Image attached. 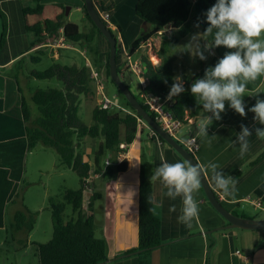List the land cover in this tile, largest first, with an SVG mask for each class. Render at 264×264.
<instances>
[{"label":"crops","instance_id":"0c3cea01","mask_svg":"<svg viewBox=\"0 0 264 264\" xmlns=\"http://www.w3.org/2000/svg\"><path fill=\"white\" fill-rule=\"evenodd\" d=\"M92 1L100 17L106 22L99 11L101 0ZM102 1L106 4L110 2V0ZM112 1L114 7L109 14V21L105 24L117 32L115 35L118 39L117 45L125 57L121 76L123 80L127 78L128 83H132L135 77L139 80V89L136 93L138 94L141 89V79L133 75L130 66L133 62H140V56L134 59L135 53L130 55L131 43L143 31V22L135 14L137 0ZM39 3H60L65 11L68 6L65 14L67 21L74 22L69 19V15L72 11H77L82 20L79 27L82 30L90 27L82 11L83 0H40ZM34 5L35 3L29 0H0V12L5 19L4 27L0 20V241H3L0 243V264H37L34 254L35 243L49 240L52 234V219L50 230L47 228V233L41 234L37 231V218L49 198L51 199L53 193L51 188H54L50 184L51 176L56 172L58 176L62 174L61 167L58 166L59 157L51 155L48 159L49 163H45L37 160L40 158L32 153L34 148H38V144L33 148L29 147L27 125L29 126L37 116V108L35 110L36 105L32 102L31 96L34 90L39 88V84L38 79L30 75L37 69L23 64L24 59L30 56L31 62L37 63L41 59L39 55L45 54L47 48L54 59L65 56L60 50L64 48L53 49L47 44L32 45L35 37L27 26L28 15L23 13V7ZM120 12L123 14L122 17L118 16ZM170 28H164L157 33L162 34L161 38H165L164 32L167 34ZM190 30L191 21H189L188 35ZM128 32H131L130 35ZM98 42L102 40L99 38ZM102 43L105 44L104 41ZM153 52L150 51L152 60L157 62L158 59L156 65L164 68L165 57H158L154 52L157 57L154 59ZM34 53L37 56L33 55ZM214 56L219 59L223 57L217 52H214ZM166 57L172 59L176 74L182 73L195 79L203 77L207 63L212 59L204 60L198 68H195L190 67L189 62L182 63L183 61L180 60L183 58L174 54L168 53ZM90 58L86 63L89 64L90 72L96 73L97 79L92 78L96 96L97 83L103 85L105 58L97 61L100 64L99 69L93 66L95 65L93 54H90ZM97 69L100 74L97 73ZM190 85L184 84L186 88ZM103 94L105 95L104 92ZM257 96L264 98V76L248 84L244 97L245 116L242 117L230 109L226 102L225 111L221 113L222 119L213 121L208 128V137H201L197 131L198 121L206 115L203 109L195 118H188L181 123L176 131L179 137L186 135L197 137L199 148L195 152V157L213 190L216 188L207 170V163H218L225 173L234 178L235 194L231 197L223 194L220 199L216 197L232 213L252 218L264 217V208L251 202L258 200L264 205V139L253 133L248 138L249 147L243 156L240 155L239 144L235 140L241 125L253 131L256 127H264L255 122L254 113L248 111L255 104ZM114 97L118 106L127 110L124 99L121 102L116 95ZM95 99L97 103L99 98L95 97ZM85 142V153L92 157L97 145L93 146L87 139ZM107 157L110 173L91 172L89 184L83 191L82 212L93 215L95 234L106 242L107 259L99 264H137L138 252L124 251L137 244L141 172L144 173L152 189L153 214L161 221V243L149 251L147 255L149 264H264V229L225 226L228 221L211 206L201 186L195 194L200 207L198 220L191 228L178 220L183 206L182 200L167 198L164 195L166 189L160 181L152 180L151 176L162 160L169 163L177 160L186 161L170 145L151 134L143 120L124 152H111ZM120 162H125L126 167L118 171L117 166ZM58 187L61 188L60 185ZM93 195L96 199L89 211L84 199L87 197L89 201ZM173 208L175 211H172ZM28 210L36 212L33 228L29 231L25 228H17L14 225L15 214L25 213ZM217 227L222 228L216 230Z\"/></svg>","mask_w":264,"mask_h":264},{"label":"trees","instance_id":"16d2710c","mask_svg":"<svg viewBox=\"0 0 264 264\" xmlns=\"http://www.w3.org/2000/svg\"><path fill=\"white\" fill-rule=\"evenodd\" d=\"M39 1L29 0L35 5L23 7V13L28 15L27 26L35 37L32 45L51 43L57 37L59 27L62 26V34L68 43L85 44L88 52L93 54L95 63L93 66L99 69L100 64L97 61L105 58L104 80H109L116 87L109 74V42L91 20L85 6H82V11L90 27L82 30L76 23L66 20L65 8L62 4L39 3ZM99 3V11L108 14L112 12L114 7L112 0L108 4L102 0ZM214 3L215 0H137L135 14L146 23L148 28L143 30L141 36L131 43L130 55L138 49L143 50L140 55V77L145 80L146 84L141 87L136 97L152 117H154L153 112L144 103L145 94L151 93L163 98L169 93L173 77L180 75L186 85H190L195 79V77L184 76L182 73L176 74L173 70L172 59L164 55L167 49L174 48L178 44L180 38L188 35L189 17H191L193 26L199 21V30L202 34L204 33L208 27L204 13ZM0 20L4 27L5 19L1 12ZM167 27L171 28L165 38H162V45H160L156 38L157 32ZM99 38L105 42L104 45L98 42ZM204 38L211 40L210 36ZM148 42L150 45H147ZM116 46V66L118 72L122 73L125 57L117 42ZM150 47L158 57H165L164 68H159L152 63L147 52ZM218 61V57H212L207 63V68L214 66ZM98 69L97 73L100 74ZM30 75L37 79L55 78L61 82L62 87L37 88L32 93L31 100L36 105L37 116L29 126L27 125L29 147L33 148L37 144H42L44 147L53 148L59 157L60 164L70 168L79 179L77 188L64 190L63 202L58 204L52 201V198L50 199L52 234L49 240L35 243L36 263L99 264L107 259L106 242L95 234L93 215L82 212L83 191L89 184L91 172L110 173L109 161L102 165L101 162L103 163L111 152L124 151L126 148L122 149L121 144L125 143L127 147L130 145L142 121L124 96V106L127 110L116 106L101 108L95 103L93 79L86 63L68 65L56 62L44 70H34ZM190 86L185 87V92L179 97H174L168 107L172 115L182 123L188 118H195L202 110L191 95ZM82 98L88 99L92 104L91 123L84 122L78 115ZM25 118L27 119L26 113ZM86 137L101 139L92 157L85 153ZM158 137L165 142L160 136ZM125 167V162H120L117 170H124ZM94 196L87 203L89 211L96 199ZM67 206L71 208L69 217L65 215ZM152 206V189L144 173L141 172L137 244L124 251L126 253L138 252L137 264H149L147 260L149 251L161 243V221L153 214ZM35 215L36 212L29 210L25 213L17 212L14 225L29 231L34 226Z\"/></svg>","mask_w":264,"mask_h":264},{"label":"clouds","instance_id":"9594fccd","mask_svg":"<svg viewBox=\"0 0 264 264\" xmlns=\"http://www.w3.org/2000/svg\"><path fill=\"white\" fill-rule=\"evenodd\" d=\"M204 16L208 27L202 35L210 36V42L201 45V34L197 33L191 38L194 43L185 45V49L201 61L207 59L205 52L211 54L212 48L223 46L231 50L226 51L214 66L206 68L203 77L195 79L190 86L191 95L206 114L198 121L197 131L201 137H208V128L213 121L222 119L221 113L225 111L226 102L230 109L242 117L246 115L244 97L248 84L264 76V0H215ZM199 26L198 21L194 27L198 29ZM183 92V79L177 75L173 77L167 99L173 100ZM248 111L254 113L255 122L264 125V98L257 96L255 104ZM253 133L264 139V127H256L253 131L241 125L240 132L236 134L235 142L239 144L241 156L248 150V138ZM206 167L215 188L226 197L233 196L236 192L234 178L225 173L218 163H207ZM202 175L198 165L180 160L174 163L162 160L151 176L152 180L160 181L166 189L164 195L167 198L182 200L178 220L189 228L200 214L195 194L200 189Z\"/></svg>","mask_w":264,"mask_h":264},{"label":"rangeland","instance_id":"374dc122","mask_svg":"<svg viewBox=\"0 0 264 264\" xmlns=\"http://www.w3.org/2000/svg\"><path fill=\"white\" fill-rule=\"evenodd\" d=\"M100 14H103V12L101 11ZM122 13L120 12V14L118 15L119 17H122ZM69 19L74 21L75 23H77L80 27L82 24V20L80 19V13L77 11H72L71 14L69 15ZM189 21H191V17H189ZM114 35H117V32L115 30H112ZM143 32V31H142ZM131 32H128V35H130ZM200 33L201 36L199 38V42L201 45H204L206 43H209L210 41L206 40L201 31L199 30V28L197 29L196 27L193 26L192 21H191V30H190V34L185 38L182 37L180 38V42L174 47V48H169L167 49L168 51L165 53V57L168 53L170 54H174L176 56H178L179 58H183L182 63H186L189 62V66L190 67H195L198 68L200 66V64L204 61H201L199 59L198 56L193 55V53L187 49H185V45L189 44V43H194L191 38L193 35ZM158 35H156V38L158 40V43L160 45H162V38L161 35L157 33ZM164 35H166V32H164ZM141 36V35H140ZM264 38V37H262ZM67 45H70L69 47H66L64 49H60L62 50V52L65 54L64 58H60V59H54L52 57V54L49 52L48 48H47V52L45 54H41L39 55L41 57L40 61H38L37 63H33L30 60V56L26 57L24 59L23 64L25 65H29L31 68H35L37 70H44L45 68H47L48 66H50L53 63L56 62H60L63 64H77V65H82L84 63H86V61L90 58V54L87 52L88 50L85 44H79V43H66ZM150 43L148 42L147 45H149ZM49 47V46H48ZM151 48V47H150ZM185 49V50H184ZM184 50V51H183ZM142 49H138L137 51H135V54L133 55L134 59L139 58V56L142 53ZM153 52L152 49H148V52ZM226 51H231L228 50L226 48H224L223 46H219V47H215L211 49V54H209L208 52H205V55L207 57L206 60H210L213 56H214V52H217L218 55L220 56H224V54L226 53ZM154 54V52H153ZM33 55L37 56L36 53H34ZM151 55V54H150ZM155 58L156 55L154 54ZM162 56V57H164ZM188 58V60H187ZM91 59V58H90ZM186 59V60H185ZM158 63V59H156ZM125 78V82L127 83V85L129 86V88L131 89V91H133V93H137V89H139V80L135 77V79L133 80V82H129L128 83V79ZM38 84H39V88H61L62 84L59 80L52 78V79H38ZM92 86L93 88H95V83L94 81H92ZM102 91L105 93V95L107 97H109L110 99L115 100L114 95H116V98L119 99V101H123V97H122V93L118 91V89L109 81V80H103V89ZM137 95V94H136ZM96 97L100 98L101 95L100 94H96ZM91 106L92 104L88 101V99L82 98L81 103L79 105L78 108V115L79 117L86 123H91ZM36 110V107H35ZM37 112V111H36ZM86 139L89 141L90 144H92L93 146H96L98 141H100V138H88L86 137ZM88 145V143H87ZM38 148H34L32 151V153L34 155H37L38 158L37 160H42L45 163H49L48 159L49 157H51V155H54V157H58L56 156L57 153L55 152V150L53 148L50 147H44L42 146V144H38L37 145ZM44 147V148H43ZM86 147V144H85ZM46 149V150H43ZM103 163L101 162V165ZM58 166H60V170L62 171V174L60 176H58V172H56L54 175L51 176V188L52 190V201H54L55 203H61L63 202L62 198L64 196V190L68 189V188H72L75 189L79 186V179L76 176V174L68 167L61 165L58 163ZM31 168L32 167V163H31ZM30 170V169H29ZM29 178H31V176H29ZM58 185L61 186L58 187ZM50 201V198H49ZM49 201L46 203L45 208L41 209L40 214L38 215V223H37V231H39V233L41 234H46L48 229L50 230V225H51V210H50V203ZM85 205H87V197H85L84 199ZM71 213V208L70 206L66 207L65 210V215L67 217L70 216ZM48 228V229H47ZM3 241H0V243H2ZM7 245V244H5ZM1 246V245H0Z\"/></svg>","mask_w":264,"mask_h":264},{"label":"water","instance_id":"95a60500","mask_svg":"<svg viewBox=\"0 0 264 264\" xmlns=\"http://www.w3.org/2000/svg\"><path fill=\"white\" fill-rule=\"evenodd\" d=\"M86 12L90 16L93 23L104 35L106 40L109 42V55H108V66L109 74L113 83L116 85L118 90L123 94L124 98L128 101L131 107L139 115L140 119L143 120L158 136H160L168 145H170L185 161L186 163L198 165L201 167L200 163L196 159L194 154H191L185 149L173 136L169 135L160 124L151 116V114L143 107L139 102L136 95L131 91L127 86L124 80L121 77V73L118 72L116 66V36L113 34L110 27H108L105 22L100 17L98 11L96 10L92 0H83ZM67 8L65 14H67ZM143 30L147 29V25L143 22ZM202 169V167H201ZM202 179L201 187L203 193L206 196L208 202L211 206L225 219L228 221V224L225 226L230 227H239L244 229H261L264 228V217L262 218H252V217H243L232 213L217 197L214 193V190L210 186L205 173L202 169ZM222 226V227H225ZM222 227H217L221 229ZM213 229V230H215Z\"/></svg>","mask_w":264,"mask_h":264},{"label":"built area","instance_id":"2783aa9c","mask_svg":"<svg viewBox=\"0 0 264 264\" xmlns=\"http://www.w3.org/2000/svg\"><path fill=\"white\" fill-rule=\"evenodd\" d=\"M103 19L108 22L109 21V14L107 12H103L102 14ZM63 27H59L58 29V35L55 37V39L47 44L49 47L53 49H60V48H66L69 47L70 45H67L68 43L63 34ZM151 50V48H150ZM148 56L152 63L156 65L157 63L152 60L150 52H148ZM88 66V62L86 63ZM133 75L139 77L141 79V87L145 86V80L140 77L141 75V63L140 62H133L131 65ZM91 78L97 79L96 73L91 71ZM103 85L101 83H97V93L101 95L99 98L97 105L101 108H108L111 106H116L119 107L118 104L113 100L107 97L106 95L103 94ZM168 96V95H167ZM167 96L161 98L158 96H155L151 93H147L144 95V103L148 106L149 110L153 112L154 114V119L160 124V126L165 130L169 135L173 136L187 151L191 154L195 155V152L199 148V143L197 140V137L195 135H186L179 137L176 135V131L178 127L181 125L182 122H180L178 119H176L170 110L168 109L169 105L171 104V100L167 99ZM151 134L156 135V133L148 126ZM160 139V138H159ZM161 140V139H160ZM161 142H163L161 140ZM121 148L125 149L127 148V144L123 143L121 144ZM124 152V151H120ZM108 158L105 160L106 163H108ZM88 180V179H87ZM214 193L216 196L220 199L223 197V193L217 189L214 190ZM254 205L259 206L261 208H264V205H262L258 200L251 201Z\"/></svg>","mask_w":264,"mask_h":264},{"label":"bare ground","instance_id":"6f19581e","mask_svg":"<svg viewBox=\"0 0 264 264\" xmlns=\"http://www.w3.org/2000/svg\"><path fill=\"white\" fill-rule=\"evenodd\" d=\"M152 56H153L154 59H156L155 56H154L153 54H152Z\"/></svg>","mask_w":264,"mask_h":264}]
</instances>
